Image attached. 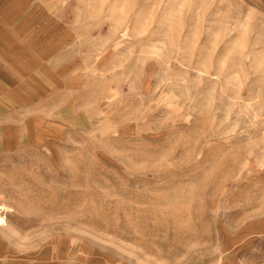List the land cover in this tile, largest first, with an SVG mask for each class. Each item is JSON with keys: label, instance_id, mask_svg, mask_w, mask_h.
Listing matches in <instances>:
<instances>
[{"label": "rangeland", "instance_id": "1", "mask_svg": "<svg viewBox=\"0 0 264 264\" xmlns=\"http://www.w3.org/2000/svg\"><path fill=\"white\" fill-rule=\"evenodd\" d=\"M16 4L0 264H264V0Z\"/></svg>", "mask_w": 264, "mask_h": 264}, {"label": "crops", "instance_id": "2", "mask_svg": "<svg viewBox=\"0 0 264 264\" xmlns=\"http://www.w3.org/2000/svg\"><path fill=\"white\" fill-rule=\"evenodd\" d=\"M16 6V0H0V155L10 154L23 139L17 137L22 122L16 121L15 108L31 100L32 54L26 40L16 34Z\"/></svg>", "mask_w": 264, "mask_h": 264}, {"label": "bare ground", "instance_id": "3", "mask_svg": "<svg viewBox=\"0 0 264 264\" xmlns=\"http://www.w3.org/2000/svg\"><path fill=\"white\" fill-rule=\"evenodd\" d=\"M36 120V119H35ZM78 121V120H77ZM37 122V121H36ZM80 122V121H79ZM42 123V122H41ZM39 123V124H41ZM37 127V126H36ZM40 128V127H39ZM4 222V220L0 217V223ZM3 225V224H2Z\"/></svg>", "mask_w": 264, "mask_h": 264}]
</instances>
